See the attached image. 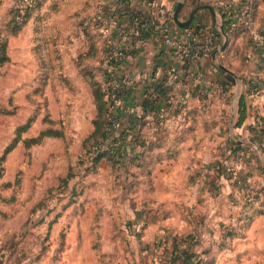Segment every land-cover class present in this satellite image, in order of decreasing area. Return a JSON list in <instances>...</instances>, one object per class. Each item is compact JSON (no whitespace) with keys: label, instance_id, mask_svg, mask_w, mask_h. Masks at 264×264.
Masks as SVG:
<instances>
[{"label":"rangeland","instance_id":"1","mask_svg":"<svg viewBox=\"0 0 264 264\" xmlns=\"http://www.w3.org/2000/svg\"><path fill=\"white\" fill-rule=\"evenodd\" d=\"M31 1L27 0L30 3ZM54 1L59 3V9H56V15H53L54 18L51 19V22L48 15L41 12L39 18L41 23L38 22L35 29L30 26L22 35L13 39L10 50L12 60L6 66L5 62L0 68L1 101H12L21 106L19 113L0 117V150L13 138L17 127L33 115L35 119L31 122L28 130L23 132V135L35 134L41 126L42 128L53 126L63 128L67 137L44 139L41 143L34 144L30 148H25L24 143H20L7 156L8 158L2 164L0 163V170L5 172L0 177V256L5 259V264H24L27 261L28 264H64L68 255L66 251L64 253L66 235L76 224L75 222L80 220V215L89 210L90 213H94V216L91 217V239L96 248V258L98 260L101 258L104 263L105 257L101 245L106 241L109 245H116L114 252L110 254L106 252L109 254L107 259L118 251L115 258L113 256L110 258L113 263H120V259H124L123 254L127 256V253L130 255L133 253L134 260L140 263L144 261L142 245L146 238L143 239V232H139L140 225L135 227L137 232L134 233L133 226L128 221L133 219L131 212L136 209L146 210L155 205L147 203L146 198L150 192L146 186L141 185L133 187L132 194H127L128 199L122 198L123 189L119 182L121 176L118 175L121 172L118 169L115 171L116 166L112 169V165L106 159L108 163L105 165L99 163L98 167L93 168L91 155L82 145L83 138L94 127L93 118L96 114L92 87L89 80L84 78L82 69L91 66L95 78L103 81L102 67L108 65L105 60L106 47L101 42L95 54L89 55L87 52L86 32L84 33L80 27L81 24L79 25V21L83 18L73 19V13L76 12L75 7L79 9L84 0ZM98 1L90 0L94 4ZM2 12L4 10H0V14ZM252 25L255 27L253 22ZM256 28L260 30L259 27ZM94 30L100 32L98 28ZM248 30L244 33L248 34L249 42H246V49L243 50V53L250 46L258 51H263L262 44H257V39L253 36L250 27ZM81 32L87 40L84 49L83 39L78 37ZM72 37H75L77 42ZM100 38L102 39L104 36L101 35ZM37 41L45 49L42 64L40 59L33 58L29 52L31 45ZM52 42L61 54L59 68L55 63L56 59L51 58L52 45L50 46V43ZM76 47L78 50L75 49ZM234 56L231 54L224 58V63L236 71V77L232 79L234 84L231 86L230 94H227L228 97L237 96L236 91L240 89L243 81L254 79L258 86L251 91L260 95V97L252 98L255 101V113L264 115V60L263 67H256L255 71L251 72L248 70L247 63L244 62V65H240ZM124 76L127 77L128 74H123ZM130 79L132 78L128 76L127 80L131 81ZM237 82L238 84H236ZM34 87L37 89L36 92ZM25 92H29L30 97L35 99V112L33 106L25 99ZM205 106L206 102L202 106L201 112L213 114L214 108L208 107L207 109ZM230 110L231 107L227 106L225 116L230 114ZM42 115L49 119L43 120L42 123L40 120L36 122V118ZM50 117L53 119L52 121H50ZM255 120L254 118V122ZM225 125H228L227 122ZM217 127L213 131L221 133L219 126ZM212 129L210 130L212 131ZM236 133L249 135V132L243 127L237 129ZM208 136H212L211 132ZM223 136L224 138L219 137L216 142L219 148L217 147L215 153L203 155L205 166L214 158H220L226 162L229 167L228 171L234 173L231 182L235 180L237 172H240L239 174L247 176L249 183H253L252 189L262 187L264 185V169L254 159L250 163L246 162L243 158L244 152L238 156L234 153L230 154L231 151L225 149L227 133H224ZM207 139L210 141V137ZM253 143L258 155L264 160V153L255 142ZM70 167H72L74 176L69 179L68 185L62 178L67 175ZM131 176L129 175V177ZM6 179L12 181L10 186L3 185L2 181ZM225 181L221 182V191L223 193L230 191L233 202L237 198L240 199L242 191L246 192L239 185L238 187L233 183L227 185L228 182ZM71 189H74L73 193ZM260 197L264 198V193H261ZM244 199L246 197L243 195L242 200L244 201ZM243 201L235 202L233 208L222 205V203L219 208H216L212 200H208L206 197L198 204L183 202L180 211H182L183 217L191 219L196 216L201 219L202 212L209 210L208 215H204L208 221L207 227L213 233L217 232L215 238H219L221 224H225L223 220L228 218L227 224L233 222V218H237V213L240 214L243 209ZM259 203L260 201L257 200L254 206ZM152 207L162 208V205L157 204ZM167 209L164 208V211L166 212ZM230 210L232 211L230 212ZM105 212H110V214L106 215ZM213 214L224 216V218L218 220ZM230 214H234V216ZM123 225H126L127 228L125 226L123 228ZM100 229H102L101 233ZM162 234V231L159 230L151 231L147 237L153 243ZM208 237L210 238V236ZM215 246L213 244V247ZM92 256H94L93 253ZM122 262L126 263V261ZM89 264L91 263L89 262Z\"/></svg>","mask_w":264,"mask_h":264},{"label":"crops","instance_id":"2","mask_svg":"<svg viewBox=\"0 0 264 264\" xmlns=\"http://www.w3.org/2000/svg\"><path fill=\"white\" fill-rule=\"evenodd\" d=\"M179 2H182L178 14L179 20L186 21L191 17L193 10L197 8L190 23L207 25L217 29L222 37L219 45L215 47L212 52L201 56L198 65H194L173 55L170 50L163 45L159 35H155V33L152 32L145 42L132 41L130 43L126 59L117 72L119 77L123 76V74H128V76L132 78L128 84L123 83L127 89L123 97H121V105L119 106L121 120L118 128L119 130H127L128 134L126 135L125 142L128 151L131 155H136L137 157L135 160H127L126 166L121 170V174L119 175L121 176L119 182L123 189L121 196L124 199H128V195L132 194L134 190L133 187L144 185L150 192L146 198L147 203H154L155 205L152 206H156L157 204L162 205V208H153L150 206L146 210L136 209L134 212H131V218L133 219L128 221V223L133 226L134 233L137 232L135 227L137 228L140 225L139 232H143V239L146 238L144 239L146 241H144L142 245V257L144 256V261L137 263V261L134 260L135 257H133V253L132 255L127 253V256L123 254L124 259H120V263H113V261H110V258L112 256L115 258L118 255V251H116L115 254H111L112 256L107 259L106 257L116 250V245H109L106 241L101 245L105 257L104 263L101 258L98 260L95 256L96 248L92 244L91 239V217L94 216V213H90V211L87 210L83 215H80V220L75 222L76 224L71 227L70 232L66 235V250H64V253L66 251L68 255L66 257V262H63L64 264H89V262L91 264H148L151 253L153 252L152 245L154 242L152 243L147 236L151 234V231L155 232L157 230L162 231L163 234L169 230L177 233L197 231L200 243L196 245V248L198 250L209 248L210 256L214 257L212 264H264V214L256 215L241 235L230 237L228 246L222 248L220 246L218 247L221 237L215 238L217 232L213 233V231L207 227L208 221L204 218V215L207 216L209 210H204L202 212L201 219L196 216H193L191 219L183 217L182 211H180V206L183 202L198 204L200 200L206 197H208V200H212L216 208L220 207V203L233 208L235 206L234 204L238 201L239 203L243 201V191L241 193L242 195H240V199L237 198L235 203L231 199L230 191L226 193L220 191L217 195L213 194L203 181L196 182L195 184L189 183V177L194 167L201 168L205 166V157H203V155L216 152L217 147L219 148L216 142H218L219 137L224 138V133H227V137L230 136V138L237 142H239L237 140L239 138H250L249 135L245 136L236 132L240 127L244 128V125L247 123L254 122V118H256L258 113H255V101L252 98L254 96L260 97V95L254 94L255 92L252 91L249 92V81L251 80L249 79L243 81L240 89L236 91L237 96L233 98L228 97L231 92V86L234 84L232 79H235L236 71L224 63V58L233 54L240 65H244V62L247 63L249 67L248 70L253 72L256 67H263L264 52L258 51L250 46L248 50L244 52L245 59L243 61L241 56L243 50L246 48L239 52L237 48H239V46L243 47L244 36L241 34L231 39L225 28L224 30L229 37L228 43L224 49L220 51H217V49L221 48L224 42V34L221 31V26L224 27V13L230 14L232 8L242 9L245 5H248L249 10H252L253 1L168 0V6L172 9H176ZM226 2L230 4L228 9L225 4ZM26 3L27 0H0V10H4V12L0 14V26L5 22L13 6L18 4L24 6ZM58 4L57 1L46 0L41 8L34 12L33 16L18 34L9 36L7 52L10 56V60L6 62L5 66L12 60L10 50L13 39L22 35L30 26L35 29L37 23H41V19H39L41 17V12L42 14L46 13L51 22V19L54 18L53 15H56V9H59ZM103 4H108L111 7L116 4V1L99 0L94 4L90 2V0H84L79 9L75 7L76 12L74 11L73 13V19L75 20L80 17L83 18L81 21L85 19L89 26L92 25L90 23H93L94 15L97 14L96 12L98 10L104 8ZM206 5H210L211 8ZM257 6L258 8L255 15L252 16V21L255 27L260 28L261 18L264 13V0H258ZM141 10L147 13L154 9L145 3L144 0H131L126 1L123 6L117 9L116 16L124 13L126 17H124L123 20L125 21L132 12ZM81 21H79V25ZM181 26L182 24L176 20L174 23V30H179ZM80 27L82 28V25H80ZM78 37H82L84 49L87 42L85 35L81 32ZM72 38L77 42L75 37ZM99 42L101 45V40ZM37 43L38 41L31 45L29 50L33 58L36 57L34 47ZM75 49L78 50V47ZM173 63L178 65L179 79L173 84L167 85L165 80L168 77L169 66ZM236 84H238V82ZM160 87H165L167 93L162 95L158 92L157 89ZM199 88L203 89L202 97L197 95ZM149 91H153L152 94L154 93L156 98L159 99L157 100V105L161 107L160 111L163 110V116L161 113L157 114L156 111L144 104ZM243 93L247 96L248 116L243 126H236V121L239 116V98ZM152 94L149 95L151 96ZM28 95L29 92H25V99L33 106V111L35 112L36 103L30 99ZM1 97L2 86L0 84V108L14 110V112H0V117L19 113L21 109L19 103L1 101ZM184 97L187 99L189 107V111L186 114L180 112V108L176 105V102L182 100ZM248 97H250V99H248ZM170 99L174 102H170ZM205 102V108H214L213 114H204V112H201V108ZM227 106H230L231 110L230 114L225 116ZM257 111L259 112L260 110L258 109ZM37 120H40L42 123L43 115L38 116L36 122ZM225 122H227V126ZM217 126H219L221 133H215L213 131L215 128H218ZM213 127L214 129H212ZM41 129L42 126L35 134H26L24 136H35ZM210 129H212V131ZM245 130L248 131L247 129ZM210 132L212 136H208ZM207 137H210V141H208ZM48 138L56 137H45V139ZM139 140L142 141V143H138ZM243 142L250 141L247 140ZM20 143L23 142L20 141L13 150H15ZM7 144L8 142L0 150V154ZM13 150H11L10 153ZM106 163L108 162L105 159L100 161V165H105ZM129 175L132 176L129 177ZM9 180L10 179H6L2 182ZM224 180L228 182L227 185L233 183L238 187L236 183L230 181L232 180L231 178H222L221 182ZM164 208H168L166 212ZM231 211L232 210H230V212ZM105 214H110V212H105ZM112 214L115 215V213ZM234 214L232 215L234 216ZM213 216H216L218 220L224 218V216L218 214H213ZM236 216H239V212ZM223 221L226 223L229 220L226 218V220ZM236 221L231 223L235 225ZM124 226L126 227V225H123V228ZM99 232L101 233L102 229H100ZM219 232L221 233V231ZM141 233L139 234L141 235ZM80 234L81 236H79ZM208 236H210V238ZM213 244L216 246L213 247ZM92 253L94 256H92ZM122 261H126V263ZM114 262L116 261L114 260ZM24 264H28V261L26 263L24 262Z\"/></svg>","mask_w":264,"mask_h":264},{"label":"trees","instance_id":"3","mask_svg":"<svg viewBox=\"0 0 264 264\" xmlns=\"http://www.w3.org/2000/svg\"><path fill=\"white\" fill-rule=\"evenodd\" d=\"M45 1L46 0H32L31 3L27 2L24 6L18 4L10 9L5 22L0 27V68L5 62L10 60V56L7 52L9 36L18 34L23 26L33 16L34 12L37 9H40ZM126 1L128 0H122L121 2H118L116 0V4L111 7L108 4H103L104 8L96 12L99 15V19L93 20V23H90L92 24L90 26L87 24L85 19L81 21V25L83 26L82 29L84 33L86 32L85 35L88 39L87 52H89V55H93L98 51L100 40L105 44L107 51L108 45L106 43L105 37L101 39V32H96L94 29L98 28L99 25L103 23L108 16H116L117 9L123 6ZM252 1L253 8L250 11L251 15L253 16L255 15L258 8V0ZM146 2L151 3L152 0H146ZM236 13L238 16L234 17ZM97 14H95L94 16H96ZM134 14L146 15L147 13H144L142 10L138 12H132L127 20H125V22L130 21ZM124 17H126L124 13H121L117 16V19L124 21ZM247 18V16L245 17V15L242 14V9L239 8H232L230 14L226 12L224 13L223 24L230 38H235L241 34L245 37L243 47L239 46V48H237L238 51L244 49L246 46V42H249L248 34L244 33L246 30L247 32L249 31L246 24ZM259 29L262 33H264V13L261 18V26ZM143 33L144 36L147 37L148 32H146V30H143ZM143 41L144 40H140L137 38L135 39V42ZM53 44L54 42L50 43V46L52 45L50 54L51 58L56 59L55 63L59 68L61 63V54L59 50L56 49L55 46H53ZM262 48H264V44H262ZM128 49L126 50V52H128ZM44 50V47L39 42L34 47L35 55L38 59H40L41 64ZM84 53H82V55H85ZM241 57L244 61V53H242ZM116 67L117 64H113V66L107 65V67H102L103 81L95 78L94 70L91 68V66H86L82 69L84 78L89 80L92 87V94L96 105V114L93 118L94 127L92 131L83 138L82 145L83 148L91 155V165L93 166V168L98 167L100 161L106 159L112 165V169L116 166L115 171L118 169V171L121 172L123 167L126 166L127 160H135L137 157L136 155H131L128 151L125 142L126 135L128 134L127 130L120 129V131L118 127L112 126L113 120H121V115L119 114L120 109H118L117 113H113L111 109L112 99L108 95L109 90L113 89V83L117 80H120L117 74L118 71H116ZM257 86L258 85L256 81L251 79L249 81L250 91H248L251 92V90ZM126 89L127 88L125 84H120V86L117 88L118 96L123 97ZM34 90L36 92V87H34ZM157 90L162 95L167 93V89L165 87H160ZM152 92L149 91V94H152ZM149 94L147 95L144 104H146V106L150 109L156 111L157 114L160 113L161 107H158L157 105V100L159 99L156 98L154 93L151 96ZM28 96L36 103L35 99L30 97V95ZM0 112L13 113L14 110L0 108ZM238 114L239 116L236 121V126H243L244 121L248 116L247 96L245 93L241 94L239 98ZM34 119V115L30 116L27 121L21 123L17 127L13 138L5 146L2 153L0 154L1 164L7 158L10 151L13 150L20 141L24 143L25 148H30L34 144L41 143L47 136L67 137V133L63 128L53 126L42 128L35 136H24L23 132L28 130V128L31 126V122ZM47 119L49 118L43 117V120ZM255 119V122L247 123L246 125H244V128L249 132V137L253 141L237 142L229 136L226 140L225 149L231 151L230 154L234 153L237 154V156L240 155L241 152H244L245 155L243 158L246 162L250 163L254 159L256 163H259L260 166L264 169V160L260 158L256 148L253 145V142H255L259 149L264 153V115L257 114ZM52 120L53 119L51 118L50 121ZM138 143H142V141L139 140ZM228 169L229 167L226 165V162L224 160L220 158H214L213 160H211V162L208 163L207 166H202L201 168L194 167L192 169V172L190 173L189 183L195 184L196 182L203 181L204 184L208 186L209 190H211L213 194L217 195L221 191V179H232V177L234 176L233 171L229 172ZM3 171L4 170L2 169L0 170V177L3 176ZM239 173L240 172H237V174L235 173L236 177L233 182L239 185L243 190H246L245 193L243 192V195L246 197V199H244L243 201V209L242 211H240V214L237 217L236 224H221V238L218 243L220 247L228 246L230 237L241 235L245 228L250 225L251 221L256 215L264 214V198L260 197L261 193H264V185L260 188L252 189L251 185L253 183L248 182L246 175ZM120 174L121 173H118V175ZM73 176L74 174L72 171V167H70L67 175L63 177L62 180H64V182L69 185V179H71ZM11 183L12 181L9 180L3 182V185L10 186ZM71 190V192L73 193L74 189ZM257 200H259L260 203L254 206V203ZM199 243L200 240L197 231H191L189 233H177L169 230L154 241L152 245L153 252L151 253L150 261L148 264H212L214 261V257L210 256V249L204 248L202 250H198L196 248V245Z\"/></svg>","mask_w":264,"mask_h":264},{"label":"built area","instance_id":"4","mask_svg":"<svg viewBox=\"0 0 264 264\" xmlns=\"http://www.w3.org/2000/svg\"><path fill=\"white\" fill-rule=\"evenodd\" d=\"M116 1V0H115ZM121 2L122 0H117ZM131 1V0H128ZM230 1V0H229ZM152 9L145 15L134 14L132 19L128 22L118 20L117 16H108L103 23L98 27V30L105 37L108 49L106 51L105 60L108 65L117 64L116 71L120 69V66L124 63L129 45L135 39L147 40L148 36L153 32L155 35H159V38L164 46H166L170 52L188 61L191 64L198 65L199 58L206 55L217 47L221 41V34L217 29L209 27L207 25L189 23L182 25L179 30H174L175 9L168 6V0H152L151 3L146 2ZM227 9L230 4L225 3ZM242 14L247 16L246 24L251 28V32L257 44H264V33L258 30L252 25V15L249 10V6L242 7ZM101 16V15H100ZM238 15L236 14L235 17ZM99 19V15L93 17V20ZM143 30H146L147 37L144 36ZM113 83V89L109 90L108 95L112 99L111 109L113 113H117L119 106L121 105V97L118 96L117 88L120 84L129 82L128 76L119 77ZM179 79L178 65L173 63L169 66L168 77L165 80L167 85H171ZM198 96L203 95V89L199 88L197 91ZM172 102L173 100H169ZM174 102V101H173ZM180 112L187 113L189 111L187 99L184 97L182 100L176 102ZM161 115H164L163 110L160 111ZM113 127H119L120 121L113 120ZM237 219L233 218V222ZM0 263L5 264V259L0 258Z\"/></svg>","mask_w":264,"mask_h":264},{"label":"water","instance_id":"5","mask_svg":"<svg viewBox=\"0 0 264 264\" xmlns=\"http://www.w3.org/2000/svg\"><path fill=\"white\" fill-rule=\"evenodd\" d=\"M181 6H182V2H179L178 5H177V7H176V9H175V18H176V20L179 21L182 25H187V24H189V23L191 22V20H192V16H193L194 12L197 10V8L193 10L192 15H191V17H190L189 19H187L186 21H180V20H179V16H178V14H179V10H180ZM206 6L209 7V8H211L210 5H206ZM221 31H222L223 34H224V42H223L221 48L217 49V51H220V50L224 49V48L226 47V45H227V43H228V39H229L228 34H227L226 31L224 30V27H223V26H221ZM237 140H238L239 142H241V141H247V140H249V141H253L251 138H239V139H237Z\"/></svg>","mask_w":264,"mask_h":264}]
</instances>
